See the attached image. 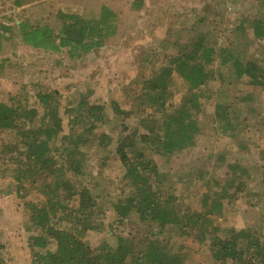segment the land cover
Instances as JSON below:
<instances>
[{"label": "trees", "instance_id": "16d2710c", "mask_svg": "<svg viewBox=\"0 0 264 264\" xmlns=\"http://www.w3.org/2000/svg\"><path fill=\"white\" fill-rule=\"evenodd\" d=\"M4 1L11 2L12 8L9 16L0 18V73L5 64L20 57L22 47L55 57L51 71L45 74L55 73L64 61L94 60L99 50L110 47L137 25L146 3L3 0L2 4ZM262 2L255 5L259 12L264 10ZM193 17L202 25V16ZM199 30L185 49L142 77L140 94L129 97L128 112L122 110L119 100L109 103L110 115L127 114L137 119L132 120L131 127L120 124L115 142L104 132L95 133L96 126L106 122L109 111L104 103L89 101L87 90L79 92L83 97L68 116L67 129L62 126L58 95L53 90L43 91L39 85L31 84L35 87L32 100L23 88L0 100V134L9 137L0 144V159L7 158L13 165V175L9 177L17 186L27 183L35 189L40 182L37 190L45 197L41 205H24L28 210L27 245L37 250L32 254L33 264H185L183 249L170 248L159 238L167 227L178 224L191 232L196 244L204 245L213 264H264V236L260 237L257 229L236 228L224 218L217 224L208 217L213 212L221 215L223 202L236 203L245 191L241 174H235L228 165L231 170L223 174L225 182L219 183L212 173L198 172L204 185L212 183L216 189L211 194L204 192L201 208L194 210L186 202L179 207L171 193L173 186L186 178L179 175L169 180L162 168L160 171V165L170 157L195 152L202 135L196 113L201 108L200 99L208 93V82L216 75V58L232 67L235 80L245 79L264 97V17H242L224 28ZM209 35L214 36L213 40ZM231 37L233 41L226 46ZM240 39L246 46L256 45L254 49H262V53L245 61L238 59V48L244 45ZM44 73L38 70L36 76ZM174 78L183 81L185 93L178 106L169 111ZM122 91L128 92L127 88ZM215 106L214 124L232 136L234 117L221 104ZM92 146L113 152L118 158L122 181L110 198L93 194L83 184L84 177H88L84 155ZM255 150L257 177L264 187V147L255 146ZM245 196L248 195L240 197ZM251 207L253 204H249ZM262 230L260 234L264 235ZM103 231L112 237V243L103 240L91 246L84 239L89 232ZM2 248L0 245V251Z\"/></svg>", "mask_w": 264, "mask_h": 264}, {"label": "rangeland", "instance_id": "374dc122", "mask_svg": "<svg viewBox=\"0 0 264 264\" xmlns=\"http://www.w3.org/2000/svg\"><path fill=\"white\" fill-rule=\"evenodd\" d=\"M258 2L260 0H146L145 10L137 25L126 31L110 47L99 50L98 56L92 61H64L55 73L45 74L51 71V62L55 57L41 51L19 48L20 57L1 69L4 72L0 73V99L6 100L9 92L23 88V92L32 100L35 87L31 84L39 85L43 91L53 90L58 95L59 116L64 129H67L68 116L73 114L83 97L79 93L83 90H87L89 101L104 103L109 112V103L118 100L122 110L128 112L130 95L140 94V81L143 76H147L150 69L161 66L178 51L185 49L199 29L206 30L212 26L224 28L228 23L242 17H264V10L259 12L255 7ZM261 4H264V0ZM11 8V2L4 1L0 7V18L9 16ZM194 15L203 17L202 25L194 22ZM193 24L196 25L191 28ZM213 38V35H209V40ZM240 40L244 45L238 48V59L245 61L262 53V49H254L256 45L246 46L245 41ZM231 41L233 37L228 39L226 46ZM213 66L216 75L208 82V93L206 98L200 99L201 108L196 113L200 119L202 135L195 145V152L189 155L179 153L178 156L170 157L166 164L160 165V171L162 168L170 177L169 180H175L179 175L186 178L184 182L173 186L171 193L177 199L179 207L182 208L186 202L188 207L198 210L201 208L202 194L206 191L211 194L216 189L215 184L204 185L198 179V172L212 173L217 182H225L223 174L231 170L227 167L230 165L235 174H241L239 179L245 182V191L240 193L234 201L235 204L228 205L223 202L221 215L213 212L208 217L213 218L217 224H221L224 218L236 228H255L260 237H263L260 233L264 229V187L257 177L259 172L255 146L264 147V97L259 88L248 85L245 79L235 80L234 70L230 69L232 67L228 63L223 65L216 58ZM38 70L45 72L44 76H36ZM31 73L34 77L30 76ZM122 88L131 91L122 94ZM170 91V107L167 108L169 111L178 106V101L185 93L183 81L174 78ZM216 103L221 104L234 117L235 129L232 136L229 131L224 132L213 122ZM109 112L106 122L96 126L95 133L104 132L115 142L120 135V124L131 127L134 124L132 120L137 119L130 118L127 114L110 115ZM8 139V135L0 134V144ZM83 164L88 175L84 177L86 181L83 183L86 188L93 194L112 197L122 181V170L117 156L113 152L109 154L104 149L92 146V150L84 155ZM240 166L247 171L242 172ZM12 167L7 158L0 159V242L4 243L0 259L2 264H33L32 254L37 250H32L27 245L28 232L25 227L28 210L24 205H41L45 197L37 190L41 188L40 182H37L38 187L35 189L27 183H24V187L17 186L9 177L13 175ZM243 194L248 196L240 197ZM210 201L212 202V198ZM249 204H253L254 208H249ZM148 227L152 230L155 228L154 225ZM106 233L107 231L89 232L84 239L91 246L103 240L112 243V237ZM159 238L170 248L180 246L185 256V264H213L204 245L196 244L191 232L182 225L167 227Z\"/></svg>", "mask_w": 264, "mask_h": 264}, {"label": "built area", "instance_id": "2783aa9c", "mask_svg": "<svg viewBox=\"0 0 264 264\" xmlns=\"http://www.w3.org/2000/svg\"><path fill=\"white\" fill-rule=\"evenodd\" d=\"M2 2H3V0H0V7H1V5H2Z\"/></svg>", "mask_w": 264, "mask_h": 264}, {"label": "crops", "instance_id": "0c3cea01", "mask_svg": "<svg viewBox=\"0 0 264 264\" xmlns=\"http://www.w3.org/2000/svg\"><path fill=\"white\" fill-rule=\"evenodd\" d=\"M0 100H1V99H0ZM1 101H2V100H1ZM0 245H2V246H3V245H4V243H3V242H0Z\"/></svg>", "mask_w": 264, "mask_h": 264}]
</instances>
